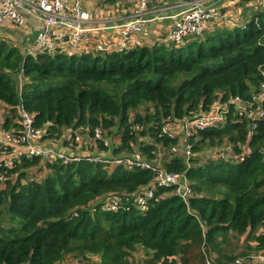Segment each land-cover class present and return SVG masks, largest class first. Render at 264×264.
<instances>
[{"label":"trees","instance_id":"16d2710c","mask_svg":"<svg viewBox=\"0 0 264 264\" xmlns=\"http://www.w3.org/2000/svg\"><path fill=\"white\" fill-rule=\"evenodd\" d=\"M260 39L264 6L243 27L206 31L179 45L50 56L22 55L0 41V102L8 106L4 128L17 117L20 103L33 114L36 127L50 123L45 137L61 138L63 128L77 126L92 135L99 126L110 140L108 157L137 149L167 172L182 173L194 192L186 205L170 193L172 188L156 187L145 210L129 201L117 211H103L99 199L149 186L152 171L124 165L106 169L88 159L95 154L85 147L65 151L84 154L68 162L20 156L6 172L14 179L0 187V264H68L67 259L76 264H229L264 249V119L241 159L204 153L225 145L242 153L247 119L229 115L224 126L191 135L187 161L170 153L177 138L159 133L166 118L180 123L200 116L219 94L222 100H248L261 78L259 68L264 70ZM96 146L97 153L107 149L101 142ZM43 170L39 180L26 179ZM136 246L145 253L138 261L132 258Z\"/></svg>","mask_w":264,"mask_h":264},{"label":"built area","instance_id":"2783aa9c","mask_svg":"<svg viewBox=\"0 0 264 264\" xmlns=\"http://www.w3.org/2000/svg\"><path fill=\"white\" fill-rule=\"evenodd\" d=\"M172 1H174L173 6L183 7L174 18L161 14L163 13L162 10L168 6H161L166 0H135L136 6L133 12L114 26L108 24L110 20L100 19L92 15L83 6L82 0H0V24L9 21L15 26H21L25 22V15L27 14L40 18L39 30L31 47L24 55L42 53L50 56L57 54L79 55L82 53L96 55L113 51H127L134 47H151L159 44L179 45L188 39L202 37L212 21L223 17L221 10L206 7L203 0ZM122 3V0H115V6H121ZM150 14L152 15L150 16ZM166 18H173V23L168 31L155 36L153 40L149 39L147 35L143 36V30L151 22ZM115 28L118 29L116 40L109 37H105L104 40L97 39V36L106 29ZM258 44L264 45V39H260ZM259 74L261 78L248 100L239 96L222 100V96L219 94L209 110L200 116L183 119L180 123L166 118L159 126L160 135L181 140V143L178 142L171 146L170 153L180 154L187 161L191 154V146L187 139L199 131L224 126L229 115L237 120L247 119L248 135L253 134L257 123L264 119V70L262 68H259ZM20 90L21 81L19 80L18 91ZM3 123L4 121L0 122V187L7 180L14 179L6 175L7 169L13 167L14 159H18L20 156H38L43 162L77 160L84 154L82 153L81 156L67 154L64 147L68 148L80 144V149L85 147L87 152L89 148H92L95 155L88 159L103 163L106 169L117 165L137 166L149 169L153 173V181L149 186L141 187L127 195L110 194L99 199V207L103 211H117L121 207L124 208L129 201L137 204L139 209L145 210L149 201L154 197L156 187L172 188L170 193L178 196L186 205L194 195L189 182L182 173L167 172L160 165L146 160L137 149L128 155L108 157L110 140L99 126L94 128L92 135L86 131L84 126L67 127L63 129L65 134L60 138L64 144L55 147L53 144L55 141L45 137V132L50 123L36 127L33 114L27 111L21 103L18 105L15 122L11 123L9 128H4ZM48 140L51 142L46 145ZM57 142L61 143L60 141ZM98 142H101L103 147L107 149L97 153L96 145ZM229 146L225 147V151ZM244 154L242 151L238 155L232 153L229 157L241 159ZM219 156L225 157V154L221 153ZM26 179L36 180L30 173L27 174ZM164 196L160 197L163 198ZM93 209L94 207H91V210ZM77 214L76 211L73 212L74 216ZM250 262L264 264V249L257 253L237 257L229 264H248ZM206 264L212 263L208 260Z\"/></svg>","mask_w":264,"mask_h":264},{"label":"crops","instance_id":"0c3cea01","mask_svg":"<svg viewBox=\"0 0 264 264\" xmlns=\"http://www.w3.org/2000/svg\"><path fill=\"white\" fill-rule=\"evenodd\" d=\"M115 3V0H110ZM109 2L106 1H100V0H82L83 6L91 12L92 15L99 18L100 15H103V10L106 9V5L104 3ZM99 3H101V6H99ZM174 1L172 0H166V2L162 3L161 6L168 5L166 9H163L161 13L162 15H169L171 17H176L175 15L178 14V12L183 7H175L173 6ZM203 3L206 7L214 9V10H221L223 13V17L220 19H217L215 21H212L210 23V27H208L207 31H214L220 28H226V29H233L234 27H243L249 18L251 17V13L259 9L260 7L264 6V0H203ZM130 3H127L125 6H116V9L113 13H108L106 10V18H100V19H107L110 20L108 22L109 25H117L121 22L123 18H126L127 15V8L126 6L133 8V6H130ZM136 6V3H135ZM129 9V8H128ZM125 12V13H124ZM124 13V14H123ZM152 14H150L151 16ZM173 18H166V19H160L156 20L150 23L147 28L143 30V36L147 35V37L151 40L155 36L164 34L166 31H168L171 28V25L173 23ZM105 20V21H107ZM41 25V20L39 17H36L34 15H25V22L21 26H15L9 21H5L0 24V41H3L11 46L16 47L19 52L24 55L27 50L31 47L32 42L36 36L37 31L39 30V27ZM105 37H109L113 40H116L118 37V29H106L103 33L99 34L97 36V39L104 40ZM8 111V106L2 102H0V122H3L6 118ZM16 117L13 119V122H15ZM65 129V128H63ZM62 129V136L65 134V132ZM112 142L117 145L119 144V139L117 137V134H114L112 136ZM58 141L61 142V139ZM46 145H48L50 140L46 141ZM178 142L181 143V140L178 139ZM55 147H58L61 144H64L63 140L61 143L55 141L54 143ZM227 146V145H226ZM66 151L69 152V149L67 147H64ZM85 149V148H84ZM222 148H219L209 155H207V151H205V156H210L217 158L221 153L225 154V158H229V156L232 153L229 147L226 149V151ZM229 150V151H228ZM42 172V171H41ZM44 174L42 177L45 176L46 172L43 170ZM34 179L39 180L38 174L36 171H33L30 173ZM41 177V178H42ZM143 250V249H142ZM144 252V250H143ZM145 254V253H144ZM144 256V255H143ZM138 261V260H137ZM248 264H257V263H248Z\"/></svg>","mask_w":264,"mask_h":264},{"label":"rangeland","instance_id":"374dc122","mask_svg":"<svg viewBox=\"0 0 264 264\" xmlns=\"http://www.w3.org/2000/svg\"><path fill=\"white\" fill-rule=\"evenodd\" d=\"M109 2H106V3H104V5H106V11L108 12V13H113L114 11H115V3L113 2V1H110V0H108ZM123 1V3L121 4L122 6H125L127 3H130L131 2V4H130V6L132 7L133 6V8H130V7H128V6H126V8H127V15H130L132 12H133V10L135 9V0H127V2H125V0H122ZM99 6H101V3H99ZM129 8V9H128ZM105 10H103V15H100L99 16V18H106V16H107V14H106V12H105ZM125 13V12H124ZM123 13V14H124ZM160 45V44H159ZM47 137H49V138H52L54 141H58L60 138H58V137H56V136H54V137H50L49 135L47 136ZM62 146V145H61ZM225 147H226V145H225ZM230 147V146H229ZM81 148V146H80V144H78L77 146H70V147H68V149H69V151H72V150H82V149H80ZM218 149V147H209L207 150V155H209L211 152H213V151H215V150H217ZM222 149V148H221ZM221 151H224V150H221ZM210 152V153H209ZM37 174H38V177L39 178H41L42 177V175L44 174V172L42 171V172H37ZM242 239V238H241ZM242 244V241L240 240V245ZM143 255H144V252H143V250H142V248H141V246H136V249L132 252V258H133V260H135V261H137V260H141L142 258H143ZM96 261H97V258L96 257H93V263H96ZM67 263L69 264H76L77 262L75 261V260H73V259H67ZM83 263H86V262H83ZM80 264V263H79Z\"/></svg>","mask_w":264,"mask_h":264},{"label":"water","instance_id":"95a60500","mask_svg":"<svg viewBox=\"0 0 264 264\" xmlns=\"http://www.w3.org/2000/svg\"><path fill=\"white\" fill-rule=\"evenodd\" d=\"M249 138H250V135H248V138L246 140V142L244 143L243 147H242V150L244 153H247L249 148H248V144H249Z\"/></svg>","mask_w":264,"mask_h":264}]
</instances>
